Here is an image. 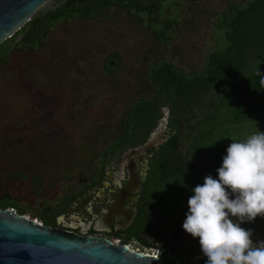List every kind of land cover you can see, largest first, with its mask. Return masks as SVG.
I'll list each match as a JSON object with an SVG mask.
<instances>
[{
    "label": "trees",
    "instance_id": "trees-1",
    "mask_svg": "<svg viewBox=\"0 0 264 264\" xmlns=\"http://www.w3.org/2000/svg\"><path fill=\"white\" fill-rule=\"evenodd\" d=\"M73 1L56 0L53 9L35 13L1 42L0 73L16 52L44 49L60 24L124 15L130 23L141 25L165 53L145 67L146 89L151 93L129 106L128 128L152 122L161 116L160 107L167 106L174 133L155 153L158 166H152L144 185L143 197L153 213L138 220L124 236L112 238L148 249L154 239V248L162 249L166 264H192L201 251L199 238L186 242L189 233L182 227L191 189L202 184L205 176L217 175L232 141L264 131V0H225L223 6L207 10L200 8L199 0H91L84 5ZM195 20H211L210 33L207 44L197 51V61L185 64L177 60L178 53L168 52L182 26L191 21L196 25ZM117 59L116 53L110 54L115 67ZM13 155L10 150L0 151V181L37 182L39 177L29 173L37 166ZM0 207L29 213L11 198L10 191L0 195ZM31 216L44 226L52 222L41 212Z\"/></svg>",
    "mask_w": 264,
    "mask_h": 264
},
{
    "label": "rangeland",
    "instance_id": "rangeland-1",
    "mask_svg": "<svg viewBox=\"0 0 264 264\" xmlns=\"http://www.w3.org/2000/svg\"><path fill=\"white\" fill-rule=\"evenodd\" d=\"M224 1L199 0V6L206 10L218 8ZM55 6L56 0H49L36 13ZM101 20L110 21L104 23ZM195 22L196 25L191 21L182 26L168 52L171 55L178 53L177 60L185 64L197 61V51L207 44L210 33L208 22L211 20ZM86 52L92 58L116 53L119 78L129 82L131 87L128 98L122 95L123 89L109 88L104 98L99 89L88 90L85 84L80 89L75 65L76 59L81 58L77 55ZM164 53L162 46L141 25L130 23L124 15L60 24L53 30L44 49L16 52L5 72L0 73V151L10 150L12 155L15 153L13 156L35 164L37 167H31L29 173L39 180L34 184L20 179L11 183L0 181V195L10 191L11 198L28 209L29 213L24 216L36 220L32 214L53 205L70 188L76 187L94 168L98 156L96 150L104 144L99 139L105 141L109 137L104 130L109 108L114 106L109 99L112 96L109 90L116 91L114 94L128 99L127 102L132 100L141 91V74L148 61L157 60ZM94 64L98 65L97 62ZM49 67L54 70L48 72ZM9 74L13 77L10 80ZM78 96L87 100L81 108L74 104ZM102 123L104 125L100 126ZM241 226L252 231L254 242L264 241V217L257 216L254 221ZM191 237V234L186 236V242ZM148 243L151 248L157 245L154 239ZM128 246L134 251L150 253V249L142 248L136 242ZM206 260L200 251L191 262L206 264Z\"/></svg>",
    "mask_w": 264,
    "mask_h": 264
},
{
    "label": "flooded vegetation",
    "instance_id": "flooded-vegetation-1",
    "mask_svg": "<svg viewBox=\"0 0 264 264\" xmlns=\"http://www.w3.org/2000/svg\"><path fill=\"white\" fill-rule=\"evenodd\" d=\"M109 56L110 54L94 55L92 58L88 52L77 55L81 57L76 59L75 65L80 89L84 84L88 90L99 89L103 98L109 88L123 89L122 95L128 98L131 88L129 82L119 78V65L115 67ZM107 62L109 69L105 66ZM49 68L48 72L54 70ZM145 70L141 74V91L129 102L128 99L117 97L114 94L116 91L109 90V95H112L109 99L114 104L109 108L110 112L105 119L104 130L109 137L105 141L99 139L104 144L96 150L98 156L93 170L60 200L42 208L43 216L52 220L48 227L81 237L110 239L115 235L124 236L138 220H146L153 213L143 197L144 185L152 172V166H158L155 153L174 132L170 127L167 106L160 107L161 116L152 122L128 128L129 106L138 97L151 93L146 89ZM84 99L78 96L74 102L76 107L81 108L87 101ZM103 125L104 123L100 124ZM152 138H155V144L149 149H142Z\"/></svg>",
    "mask_w": 264,
    "mask_h": 264
},
{
    "label": "clouds",
    "instance_id": "clouds-1",
    "mask_svg": "<svg viewBox=\"0 0 264 264\" xmlns=\"http://www.w3.org/2000/svg\"><path fill=\"white\" fill-rule=\"evenodd\" d=\"M216 172L191 189L183 229L206 264H264V241L241 226L264 217V131L232 141Z\"/></svg>",
    "mask_w": 264,
    "mask_h": 264
},
{
    "label": "water",
    "instance_id": "water-1",
    "mask_svg": "<svg viewBox=\"0 0 264 264\" xmlns=\"http://www.w3.org/2000/svg\"><path fill=\"white\" fill-rule=\"evenodd\" d=\"M48 1L0 0V43L11 38ZM154 140L142 149L152 147ZM161 252L159 248L153 257L109 238L81 237L0 207V264H166Z\"/></svg>",
    "mask_w": 264,
    "mask_h": 264
},
{
    "label": "built area",
    "instance_id": "built-area-1",
    "mask_svg": "<svg viewBox=\"0 0 264 264\" xmlns=\"http://www.w3.org/2000/svg\"><path fill=\"white\" fill-rule=\"evenodd\" d=\"M11 212H16V210H14V209H9ZM33 221H35L36 223H38V224H40V225H42V223L39 221L38 222V220H33ZM129 247V246H128ZM130 248V247H129ZM131 249V248H130ZM139 252H141V251H139ZM143 253H145V252H143ZM145 254H147V255H149V256H153V257H156V255L158 254V249H156V248H151L150 249V253H145Z\"/></svg>",
    "mask_w": 264,
    "mask_h": 264
}]
</instances>
